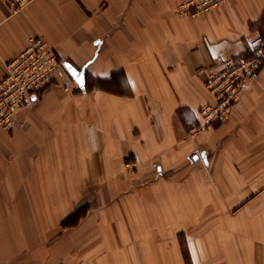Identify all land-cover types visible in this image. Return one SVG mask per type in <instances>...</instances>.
<instances>
[{
	"label": "crops",
	"instance_id": "obj_1",
	"mask_svg": "<svg viewBox=\"0 0 264 264\" xmlns=\"http://www.w3.org/2000/svg\"><path fill=\"white\" fill-rule=\"evenodd\" d=\"M185 1L0 0V80L36 35L87 65L85 91L59 68L0 127V264H264V57L225 123L198 114L264 0Z\"/></svg>",
	"mask_w": 264,
	"mask_h": 264
},
{
	"label": "built area",
	"instance_id": "obj_2",
	"mask_svg": "<svg viewBox=\"0 0 264 264\" xmlns=\"http://www.w3.org/2000/svg\"><path fill=\"white\" fill-rule=\"evenodd\" d=\"M36 0H5L11 14H16ZM228 0H187L178 5L181 16L194 18L210 8L227 3ZM249 56L222 60L218 72H206L205 86L214 98L213 103L202 105L199 110L200 130H209L213 122L225 123L249 80L256 78L264 57V37L254 35L247 41ZM64 68L53 48L41 36H33L27 46L6 63V73L0 80V127L11 130L16 115L28 110L33 104V94L44 88L55 70ZM65 69V68H64ZM194 152L188 156L194 160Z\"/></svg>",
	"mask_w": 264,
	"mask_h": 264
},
{
	"label": "water",
	"instance_id": "obj_3",
	"mask_svg": "<svg viewBox=\"0 0 264 264\" xmlns=\"http://www.w3.org/2000/svg\"><path fill=\"white\" fill-rule=\"evenodd\" d=\"M64 68L70 78L74 81L76 86L82 90L85 91V68L87 65L82 66L81 68H76L72 66L69 62H64L63 63ZM198 155L194 158V160H197L198 158L201 159L203 164L207 167L208 166V153L203 150L202 148H199L197 150Z\"/></svg>",
	"mask_w": 264,
	"mask_h": 264
},
{
	"label": "rangeland",
	"instance_id": "obj_4",
	"mask_svg": "<svg viewBox=\"0 0 264 264\" xmlns=\"http://www.w3.org/2000/svg\"><path fill=\"white\" fill-rule=\"evenodd\" d=\"M246 50H247V48H246Z\"/></svg>",
	"mask_w": 264,
	"mask_h": 264
}]
</instances>
